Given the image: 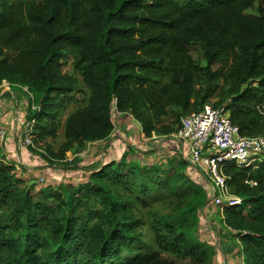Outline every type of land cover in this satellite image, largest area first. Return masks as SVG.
I'll use <instances>...</instances> for the list:
<instances>
[{"label": "trees", "instance_id": "obj_1", "mask_svg": "<svg viewBox=\"0 0 264 264\" xmlns=\"http://www.w3.org/2000/svg\"><path fill=\"white\" fill-rule=\"evenodd\" d=\"M4 81L26 88L35 145L62 125L64 142L39 154L48 164L107 142L112 109L150 139L215 97L242 136H264V0H0ZM189 164L184 153L159 165L123 155L92 163L78 186L38 189L0 160V264H208L194 236L208 192ZM222 171L242 200L221 212L239 243L222 252L264 264V161Z\"/></svg>", "mask_w": 264, "mask_h": 264}, {"label": "rangeland", "instance_id": "obj_2", "mask_svg": "<svg viewBox=\"0 0 264 264\" xmlns=\"http://www.w3.org/2000/svg\"><path fill=\"white\" fill-rule=\"evenodd\" d=\"M193 54L196 56L194 52ZM220 84L221 81H218L217 85L219 86ZM8 86L9 84L4 81L0 86V90L2 91L4 87ZM24 91H26V88L20 92L17 91L19 95L15 96L14 94V98L9 96L8 98H3L1 100V103L9 102L10 105H5L6 107L3 108L4 114L9 115L5 122V124L8 123L6 126L3 125L0 116V124L2 127L7 128L0 129L3 134V138L0 139V160H2L1 156L4 155L3 158L5 162L16 163V176L22 180V184L25 187L36 184L39 189L51 180H61L60 182L62 184L70 182L71 184L78 186L86 182L88 172L83 174V170H86V168L92 163L118 161L123 155L126 156V160L128 161H138L141 163L158 165L165 164L172 158H182L181 147H184L183 143L178 144L177 141L170 140L169 138H166L165 135L158 137V135H155L154 133L153 134L158 138L153 139L151 137L150 139H147L142 133L140 124L133 120L131 116L129 117L127 115L119 114L115 109H112L111 119L114 124V130L107 142H91L86 145L85 149H83L76 158L70 151H68L65 153V160L61 163L48 164L47 162L42 161V165L45 164L46 166L47 164L46 167H43L44 170L43 168H40L41 170L39 169L37 171H32L33 169H30L32 173H27L25 172L28 171L26 166L30 165L27 160L24 158V162L23 160L21 161L23 165H21L20 162H17V159L20 156V150L22 149L26 154H32L39 158V154L44 153L48 145L54 150L58 149V147L64 142V135L63 127L60 125L56 138L48 137L44 142H39L38 145L34 144L33 136L31 135L32 125L30 126L25 120L29 103L28 95ZM1 96L3 97V95H0V97ZM76 96L78 101L67 107L65 115L82 105L80 100L83 99V96L79 94ZM21 100H23L25 104L19 107ZM216 101L217 98L213 97L210 98L209 103L207 104L213 106V103ZM16 107H18V113L14 115L13 111H15ZM22 117L24 120L20 119ZM13 118H17L16 128L9 122L10 120L12 122ZM63 120H65V118L61 121ZM29 145L31 148L28 149ZM106 150H108V152ZM110 150L112 151L109 152ZM185 157H188V151L185 152ZM184 173L196 184L202 186L201 181H204V179L196 167L193 168L189 164L184 170ZM53 186L57 187L58 184H54ZM203 187L206 189L208 192L207 195L210 197L211 191L209 188L207 189V185L204 184ZM209 197L205 205L198 210V223L194 236L198 241L207 245L209 255L208 264H224L225 262L226 264H241L242 261L238 252L231 254H224L222 252L223 247H238L239 243H237L235 235L229 232L224 227V224L221 223L222 210L215 207ZM152 209L163 213L170 212V206L166 207L164 204L155 205ZM178 261L179 260H175L176 263H178Z\"/></svg>", "mask_w": 264, "mask_h": 264}, {"label": "built area", "instance_id": "obj_3", "mask_svg": "<svg viewBox=\"0 0 264 264\" xmlns=\"http://www.w3.org/2000/svg\"><path fill=\"white\" fill-rule=\"evenodd\" d=\"M33 122L31 120L28 124L31 126ZM0 133L2 139V131ZM151 137L158 138L154 134ZM165 137L185 144L190 165L200 171L207 189L211 191L208 197L222 211L225 207L239 206L242 201L229 192L227 178L222 171L224 165L248 166L264 161V136H242L230 121L225 105H204L199 111L182 117L177 131Z\"/></svg>", "mask_w": 264, "mask_h": 264}, {"label": "crops", "instance_id": "obj_4", "mask_svg": "<svg viewBox=\"0 0 264 264\" xmlns=\"http://www.w3.org/2000/svg\"><path fill=\"white\" fill-rule=\"evenodd\" d=\"M14 94H15V96L17 95H19L18 94V92L17 91H12V90H10V87L8 86V87H4V89L1 91L0 90V95H3V97L1 96L0 98V116H1V120L3 121V125L4 126H6V124H8V123H6L5 124V122L7 121V119H8V114H4V111H3V108H5L6 106L5 105H7V106H9L10 105V103L9 102H3V103H1V100L3 99V98H8L9 96L10 97H13L14 98ZM5 95V96H4ZM27 102V101H26ZM23 104H25V102L23 101V100H21V104H19V107L20 106H22ZM17 109H18V107H16V109H15V111H13V113H14V115H16L18 112H17ZM25 114V113H24ZM20 119H22V120H24V118L22 117V118H20ZM17 118H13V120H12V122H11V120L9 121L10 123H12V125H13V127H15L16 128V126H17ZM0 129H7L6 127H2V125L0 124ZM179 144V143H178ZM184 145V147H181V149H182V154L184 153L185 154V152H187L188 150H187V147L185 146V144H183ZM108 149V148H107ZM107 152H108V150H106ZM112 150H110L109 152H111ZM3 156L4 155H2L1 157H2V160H4V158H3ZM24 158L27 160V162L30 164L29 166H26L27 167V170L28 171H25V172H27V173H32V171H37V170H39L40 168H43L44 166H45V164H43L42 165V161H44L43 159H41L40 157L39 158H37L36 156H34V155H32V154H26L25 152H24V150H20V156L18 157V159H17V162H20V164L21 165H23L22 164V160H23V162H24ZM36 158V159H35ZM187 158V157H186ZM7 159V158H6ZM5 161V160H4ZM14 162V161H13ZM12 163V162H11ZM16 164V163H15ZM14 164V165H15ZM46 166H47V164H46ZM45 166V167H46ZM29 168V169H28ZM30 169H33L32 171H30ZM41 170V169H40ZM43 170H44V168H43ZM201 184L202 185H204L205 184V181H201Z\"/></svg>", "mask_w": 264, "mask_h": 264}]
</instances>
